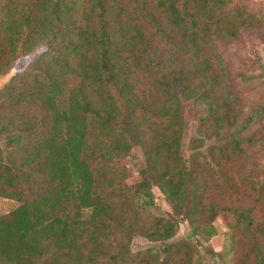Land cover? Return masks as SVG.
<instances>
[{
  "label": "trees",
  "instance_id": "trees-1",
  "mask_svg": "<svg viewBox=\"0 0 264 264\" xmlns=\"http://www.w3.org/2000/svg\"><path fill=\"white\" fill-rule=\"evenodd\" d=\"M125 1L87 0L82 7L86 19L79 21L80 0H0V74L22 62L19 73L33 72L31 84L11 83L0 90L5 112L0 135L7 133L9 148L7 157L0 149V194L19 201L15 210L0 215V264H113L118 256L105 250L112 242L108 236L119 235L122 241L133 232L147 234L129 205L131 186L120 167L131 145L117 131L123 123L116 102L128 111L125 125L133 120L138 137L155 142L145 153L149 168L158 174L157 185L163 178L171 181L168 176L184 179L193 173L177 170L172 162L180 159L173 148L179 119L173 84L182 83L180 96L208 104L215 127L237 108L229 92L216 90L223 78L212 69L204 43L217 48L223 40L221 22L241 16L238 9L232 18L221 0H141L138 19L151 23L146 35L132 21L137 16L123 18ZM209 3L216 13L204 11ZM94 17L98 25L91 22ZM244 18L232 24L258 28ZM199 26L202 33L196 31ZM175 31L189 34L186 48L194 54V69H175L172 79L161 69L159 76L151 71L138 77L137 44L149 54L144 64L150 68L157 51L154 37L167 42ZM66 77L71 84L63 83ZM191 79L199 81L192 85ZM100 92L104 96L99 98ZM235 165L230 158L220 164L213 183L225 189L220 200L210 194L203 207L209 219L223 214L232 231L238 250L231 264H264V186L254 194L232 185L230 168ZM145 170L140 172L143 185ZM136 186L151 196L140 181ZM105 187H113L112 201L102 195Z\"/></svg>",
  "mask_w": 264,
  "mask_h": 264
},
{
  "label": "rangeland",
  "instance_id": "rangeland-1",
  "mask_svg": "<svg viewBox=\"0 0 264 264\" xmlns=\"http://www.w3.org/2000/svg\"><path fill=\"white\" fill-rule=\"evenodd\" d=\"M138 4H141V0H126L122 16L124 19H128L130 15L137 16L132 21L149 35L151 23L145 17V20L138 19L139 16L142 17L141 13L138 16ZM220 4L225 6L232 18L236 16L237 9L241 12L238 17L244 18L252 14L244 19L254 20L258 23V28L253 30L238 26L237 23L232 24L238 19L235 17L232 22H221L223 40L217 42V48L209 42L204 43L211 54L212 69L223 78L216 90L221 93L229 92L237 103L233 112L235 115L231 113L228 120L222 122V126L210 124L207 103L192 96H180L182 83L173 84L175 87L171 93L177 97L176 112L179 117L174 122L177 133L173 148L178 149L180 159L179 164L172 162L177 170L184 167L191 169L192 175L184 179L168 176L171 181L167 182L163 178L158 185L155 184L154 179H157L158 174L149 168L145 153L147 145L155 142L147 137H138L133 120L125 125L128 114L125 105L119 102L114 104L115 112L119 113L123 123L117 131L121 130L122 136L131 145L120 165L128 175L124 182L131 186L127 189L130 195L129 205L135 207L134 215L138 218L139 225L145 227L147 234L133 232L129 236L126 234L122 241L119 235H115L116 240L113 234L108 236L112 242L105 250L118 256L113 259V264H231L232 254L238 250V245L231 236L232 231L225 226L223 214L209 219L203 206L210 194H215L216 200H220L219 195L225 188L222 184L214 185L213 182L221 169L220 164L226 158L236 163L230 168L232 185L247 188L254 194L258 193L259 187L264 186V0H221ZM86 5L87 0H80V14L77 16L79 21L86 19V13L82 9ZM204 11L214 14L217 10L209 3ZM91 22L98 25L99 19L94 17ZM196 31L203 32L201 26ZM132 35L133 30H130L128 37ZM188 36L189 34L175 31L171 32L167 42H160L158 37H154L157 51L152 55L150 68L144 64H148L149 54L142 52V46L137 44L135 62L138 63L134 65L137 76L145 78L151 71L159 76L161 69L172 79L171 72L175 69L192 71L195 59L194 54L186 48ZM46 52L42 49L39 51L43 60L48 59ZM75 60L76 57L71 55L70 62ZM22 66L23 62L0 74V90L11 83L16 87L21 82H33L32 70L19 73ZM131 77L134 79V74ZM66 79L67 77L62 79L63 83L66 81L71 84ZM198 81L191 79L190 83L193 85ZM102 96L104 94L100 92L98 97ZM109 106L113 110V100ZM4 113L2 105L0 117ZM64 130L68 131V127H64ZM7 141V133L1 134L0 149L4 157H7L6 150L9 149ZM162 165L164 167L165 164ZM143 168L147 169L144 174L147 178L145 185L144 178L140 175ZM199 180H202V184L198 183ZM139 181L142 189L150 190L151 196H147L136 186ZM101 192L105 199L113 200V187H105ZM18 205L19 201L15 198L0 194V215L10 213ZM245 246L252 248V245ZM125 247L128 252L123 249Z\"/></svg>",
  "mask_w": 264,
  "mask_h": 264
}]
</instances>
